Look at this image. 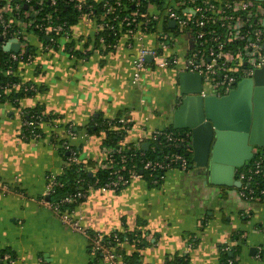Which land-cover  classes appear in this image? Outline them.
I'll return each instance as SVG.
<instances>
[{"label": "crops", "instance_id": "obj_1", "mask_svg": "<svg viewBox=\"0 0 264 264\" xmlns=\"http://www.w3.org/2000/svg\"><path fill=\"white\" fill-rule=\"evenodd\" d=\"M96 27L94 19L78 18L67 39L47 43L32 35L33 58L17 63L15 73L34 89L17 103L0 101V181L8 186L0 191V264H111L91 254L88 239L62 224L40 200L45 176L62 172L66 141L81 161L95 163L91 175L102 169L107 148L105 134L96 127L105 120L125 117L132 126L124 143L149 142V147L154 131L171 127L179 98L177 73L195 45L193 35L180 33L165 50L175 57L173 64L149 63L133 83L137 49L156 47L161 24L121 36L105 50L98 46ZM34 108L52 121L42 123L36 141L20 134L23 112ZM68 124L73 137L67 136ZM75 217L86 230L133 234L134 239L118 243L117 264H177L175 259L223 264L224 246L235 250V264H264V201H245L237 189L211 185L200 168L165 170L158 183L135 178L117 191L91 189Z\"/></svg>", "mask_w": 264, "mask_h": 264}, {"label": "built area", "instance_id": "obj_2", "mask_svg": "<svg viewBox=\"0 0 264 264\" xmlns=\"http://www.w3.org/2000/svg\"><path fill=\"white\" fill-rule=\"evenodd\" d=\"M45 1L51 9L56 5V0H0V49L2 50V46L13 38L17 39L20 45L18 52H6L10 62H31L33 55L29 53L30 35L40 38L41 35L47 36L49 43H54L57 37L66 39L70 37L71 25L67 21H61L58 17L51 21L52 15H41ZM70 1L79 19L95 20L97 43L102 50L114 47L121 36L125 35L129 38L138 29L143 32L149 31L151 23H154L155 29L161 24V28L156 32V47L147 48L141 45L137 49L133 62V83L139 81L141 72L149 63L159 68L173 64L175 57H168L164 52L173 45L177 35L184 32H190L195 39V45L187 56L184 70L200 73L204 85L208 83L214 89L210 93L216 95L227 93L233 88V84L250 77L256 68L264 64V1L260 4L254 0H199L198 2L196 0H112V3L109 0L99 2L89 0L100 3L102 13L98 17L93 14L94 5L88 0ZM25 5L27 8H24ZM128 5L130 7H127ZM121 10L128 12L122 15ZM170 21L174 22L172 27L168 24ZM163 23H166L168 28H164ZM209 25L224 28L223 35L213 30L206 33ZM122 27L125 29L123 30ZM105 30H110L114 36H117L112 44H106L101 33ZM69 50L74 51L75 48L69 45ZM148 56L151 57L150 61L147 60ZM4 72L16 74L11 68ZM7 85L4 87L0 84V89H5ZM13 86L19 87L20 84L13 83ZM33 89L32 85L24 86V90ZM117 121L120 125L114 127L116 133L121 130L127 131L132 126L131 121L125 117H119ZM44 122L52 124V121L41 119L36 113L22 119L21 137L39 140L42 137L40 127ZM66 133L68 137L74 136L71 125H67ZM157 140L176 150L166 152L159 150L155 145H150L156 157H142L144 150L140 147V141L133 145V148L135 151L138 150V155L141 157V168L125 173V154L120 155L119 160L115 159L116 155L126 148L124 137L119 145L108 148L105 161L100 167L108 170L107 181L102 186L84 184L80 179L74 191L51 200L55 189L62 187L63 182L57 180L55 174L48 173L45 176V191L40 200L58 216L62 224L72 231L80 232L88 239L91 254L111 264H117L119 258L116 250L119 243L118 235L116 233L105 235L98 231L86 230L80 225V218L75 217V208L86 198L91 189L108 188L117 191L132 179L143 177L145 171L150 176L158 173L160 176L168 169L185 170L189 167L190 161L184 153L187 150L186 144H183L185 137L181 136L179 130H156L152 133L150 142ZM62 149H66L69 153L65 165L80 163L78 152L70 147L67 141L63 142ZM132 152L135 153L134 150ZM263 156L264 151L256 148L251 161L236 171V179L240 181L237 191L245 201L259 200L264 196V188L259 190L255 188L258 185L255 179L264 175ZM152 182L158 183V180L154 179ZM0 191H8V186L1 181ZM229 249L228 246L223 248L224 251ZM4 257L10 260L7 255ZM227 264H233V259H227Z\"/></svg>", "mask_w": 264, "mask_h": 264}, {"label": "water", "instance_id": "obj_3", "mask_svg": "<svg viewBox=\"0 0 264 264\" xmlns=\"http://www.w3.org/2000/svg\"><path fill=\"white\" fill-rule=\"evenodd\" d=\"M19 46L13 38L2 50L18 52ZM177 81L179 98L171 127L185 137L189 166L203 169L206 182L215 187L239 188L236 171L253 158L256 148H264V64L223 95L205 94L196 71H179ZM140 147L147 150L149 142Z\"/></svg>", "mask_w": 264, "mask_h": 264}, {"label": "trees", "instance_id": "obj_4", "mask_svg": "<svg viewBox=\"0 0 264 264\" xmlns=\"http://www.w3.org/2000/svg\"><path fill=\"white\" fill-rule=\"evenodd\" d=\"M91 1L88 0L89 3ZM198 1L199 0H196V2H198ZM109 2L112 3V0H109ZM91 3L94 5L93 6V14L96 17H98L102 13L101 5H100V3H95V2H91ZM258 3L262 4L263 2L260 1ZM127 7H130V5H128ZM121 11H122V15H123V13L128 12L127 10H125V11L121 10ZM47 14L52 15L50 18L51 21H52V19H55V17H58L61 21H63V20L67 21L69 25H74L75 23H77L78 17H79L77 11L73 8V3L70 0H56V5L53 9L49 8L47 1H45L44 5H43V13L41 15L47 16ZM153 24L154 23H151L152 26H149V30L153 31L155 29ZM163 25H164V28H168L166 23H163ZM122 28H123V30L125 29L124 27H122ZM212 30L216 31L217 33H220L222 35L224 32V28H220L218 25H209V26H207L206 33H208V31H212ZM101 33L105 38L106 44H112L114 42L115 38L117 37V36H114L112 34V31H110V30H105V31H102ZM41 38L44 41H46L47 43H49L48 39L46 40L43 37V35H41ZM108 48H106V49H108ZM29 51H30V47H29ZM70 53L76 54L75 51L74 52L71 51ZM16 65H17V63L16 62H10L8 60L7 53L0 49V84L4 85V87H5V85L8 84L5 89H3V90L0 89V92H1L0 101L10 100L14 103H17V102H19V100L22 96H24L26 94H30V92L33 91V90H30V91L24 90V86L27 84L26 83L24 84L23 82H21L16 74H5L4 71L8 68L14 69V71H16ZM13 83H19L20 86L19 87L13 86ZM32 113L38 114L41 117V119H44V120L49 119L48 117L41 114V112L35 108L31 109L27 112H23L22 119L29 118ZM118 118L119 117H116L115 119H112V120H105V121L101 122L100 125H98L96 127L97 129L99 128L101 131H103V133L105 134L104 146L107 149L110 147H115V146L119 145L120 142L123 140L125 131L122 132V130H121L120 132L116 133V130L114 129V127H117L120 125L117 121ZM93 128H94L93 126H90L88 129L90 131H93V130H95ZM72 130H73V128H72ZM166 130L178 131L176 129H173L172 127H169ZM121 132H122V134H121ZM150 145L151 146L155 145L159 150H163L166 152L176 150V148L167 147V145H164L163 143H161L160 140H157L153 143L151 141ZM72 148L77 151L76 148H74V147H72ZM258 149L261 151H264V148H258ZM126 150H129V151H126ZM133 150L135 153L132 152ZM61 154H62L63 159H65V160L69 156V153L66 149H62ZM122 154H125V160H126L124 163V167H125L124 173L126 171H129V170H139L141 168V163H140L141 157L138 155V150L135 151L132 144H126L125 150L119 152L116 155L115 159L119 160V156ZM143 154H144V156H142V157H149V158L156 157V155L152 152L151 147H149L147 150H144ZM187 157L190 161V157L189 156H187ZM254 159H256V157H254ZM263 159H264V156H263ZM93 168H95L94 162L82 163L81 160H80V163H78V164L70 163L68 165H65L62 172L59 175H56L57 180L63 182V186L55 189V193L51 196V200L61 198L66 193L74 191L76 186L79 184L80 179H82L84 181L83 182L84 184L90 183V184H94L96 187L102 186L104 184V182L107 181L108 170H106V169L95 170L94 169L95 172L93 171V175L90 176L88 171H92ZM158 174H153L150 176L148 174V172L145 171V172H143V177H146L151 182L154 179L159 181L161 179L163 173H161L160 176ZM255 180L258 181V185H257V187H255L256 189L259 190L261 188H264V175L258 176ZM259 200L264 201V196ZM113 233H116L118 235L119 242L120 241H130V240L134 239V238H132L133 234L130 235L129 233H126V232H124V233L113 232ZM113 233H111L110 235H112ZM110 238H112V237L110 236ZM224 247H221L222 263L227 264V259L232 258L233 264H235L236 263V259H235V255H234L235 250H233L231 248L227 251H224L223 250ZM117 249L118 248H116V250ZM229 252H231L232 255H229ZM175 261L178 262L177 264H184L183 262H180L181 259H179L178 261H177V259H175Z\"/></svg>", "mask_w": 264, "mask_h": 264}, {"label": "rangeland", "instance_id": "obj_5", "mask_svg": "<svg viewBox=\"0 0 264 264\" xmlns=\"http://www.w3.org/2000/svg\"><path fill=\"white\" fill-rule=\"evenodd\" d=\"M30 37L32 38L33 36L30 35ZM204 86H205V89L204 90L206 92H213L214 91V89L208 83H206Z\"/></svg>", "mask_w": 264, "mask_h": 264}]
</instances>
